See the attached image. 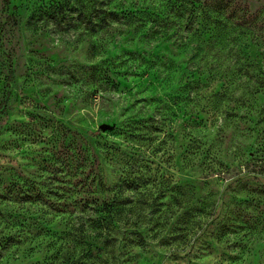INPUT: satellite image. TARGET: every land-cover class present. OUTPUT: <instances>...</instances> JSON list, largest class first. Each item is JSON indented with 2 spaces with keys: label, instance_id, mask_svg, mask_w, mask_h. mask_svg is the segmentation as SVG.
Segmentation results:
<instances>
[{
  "label": "rangeland",
  "instance_id": "obj_1",
  "mask_svg": "<svg viewBox=\"0 0 264 264\" xmlns=\"http://www.w3.org/2000/svg\"><path fill=\"white\" fill-rule=\"evenodd\" d=\"M0 264H264V0H0Z\"/></svg>",
  "mask_w": 264,
  "mask_h": 264
},
{
  "label": "trees",
  "instance_id": "obj_2",
  "mask_svg": "<svg viewBox=\"0 0 264 264\" xmlns=\"http://www.w3.org/2000/svg\"><path fill=\"white\" fill-rule=\"evenodd\" d=\"M208 165H210V164H208ZM111 206H113V204L111 205ZM92 226L93 227H104L103 225H102V222H95V224H92ZM113 227V225L112 224H107L106 223V225H105V229H106V232L107 231H111L110 229ZM77 231L80 233V234H82L83 232H85V230L83 229V228H81V227H79L78 229H77ZM106 236H109L108 234L106 235ZM102 237V236H101Z\"/></svg>",
  "mask_w": 264,
  "mask_h": 264
}]
</instances>
